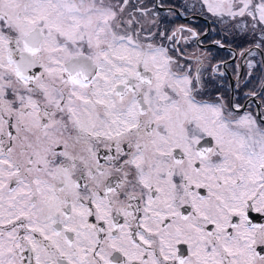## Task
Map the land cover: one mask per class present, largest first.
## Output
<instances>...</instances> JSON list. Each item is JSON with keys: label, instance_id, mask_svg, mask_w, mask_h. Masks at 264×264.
Segmentation results:
<instances>
[{"label": "snow or ice", "instance_id": "1", "mask_svg": "<svg viewBox=\"0 0 264 264\" xmlns=\"http://www.w3.org/2000/svg\"><path fill=\"white\" fill-rule=\"evenodd\" d=\"M200 4L235 84L148 0H0V264H264V0Z\"/></svg>", "mask_w": 264, "mask_h": 264}, {"label": "flooded vegetation", "instance_id": "2", "mask_svg": "<svg viewBox=\"0 0 264 264\" xmlns=\"http://www.w3.org/2000/svg\"><path fill=\"white\" fill-rule=\"evenodd\" d=\"M158 1V5L159 6H164L166 7L165 10H162L160 8L155 9V14L162 20L165 21V23L162 25V27L167 28L169 31L175 30L177 28H180L181 26H183L185 29L191 28L193 29L195 32L199 31V27L200 26H196L195 22L197 20L201 21L202 23L205 24V29L203 31H199V35L197 38H193L194 39V44L195 46H197L198 48L202 49L203 52L201 53V55L199 56H194V55H188L186 53H184L186 56L195 58V57H201L203 59H205V62H208V59H211V63L213 65L215 64H220V71L221 72H226L225 78H224V82L225 84L229 83V76H228V72L231 74V76L235 77V73L233 72V68H235L236 64L242 63V59L238 56L239 53V48H237V45H235L236 43H233L232 38H228L226 39L225 35L221 36L218 34V32L215 33V35L212 34V23L210 21L209 18L203 16L202 14H199L200 16L204 17L205 19H207L209 21V24L202 18H198V17H189L187 19H182L181 16H187L190 14H198V13H188L185 14V11L182 8H179V6L177 5V1L176 0H157ZM149 3V7H152V4L155 3L156 4V0H148ZM169 5H172L175 11V14H173L172 11H169ZM175 9H179L181 12V15H179L178 11H176ZM178 17L180 18V22H178ZM209 26V27H208ZM208 27V29H207ZM187 32V31H185ZM183 34V33H182ZM178 35L177 39L180 41V43L178 44V47L181 48L182 50H184L187 47H183V43H184V38H186L184 35ZM189 38V36L187 37ZM224 40H231V44L229 43V41H227V43H225ZM215 41H221L224 44V47L221 48L219 47ZM239 41V40H238ZM192 44V40L190 38V45ZM214 48V47H218L220 49H224L227 50L229 52V54L227 56L222 55L221 57L217 58V59H213V55L212 53H210V48ZM194 56V57H193ZM231 59V60H230ZM223 61H227L228 62V68L225 69L223 66ZM246 71V69H245ZM247 79V78H246ZM237 83V81L234 79L233 84ZM257 87V84L255 81H253L251 84L248 85V88H254ZM245 91H247L248 89H244ZM253 108H255V105H252Z\"/></svg>", "mask_w": 264, "mask_h": 264}, {"label": "rangeland", "instance_id": "3", "mask_svg": "<svg viewBox=\"0 0 264 264\" xmlns=\"http://www.w3.org/2000/svg\"><path fill=\"white\" fill-rule=\"evenodd\" d=\"M176 1H177V5L179 6V8H182L185 11V14H188V13H198V14H202L203 16L209 18L210 21H211V23H212L211 29H212V34L213 35H215V33L218 32V34L221 35V36H224L225 35V36H228V37L232 38L227 33L222 32L220 30V26L219 25L214 24L212 22V18L210 16V14L206 13V11L201 10L200 0H176ZM186 4L187 5H190V6L191 5H194V8L193 7H189L188 10L186 11L185 10V7L183 6V5H186ZM178 19H180V18L178 17ZM197 33H199V31ZM182 35H184L186 38L189 36V38L187 40V43H185V41L183 43V47H187V48H185L183 50V52L186 53V54H188V55H194V56H196V55L198 56L199 55L200 56L201 53L203 52V50L200 49V48H198L197 46H195L194 39L191 38V34L189 32H183ZM190 38L192 40V44L191 45H190ZM236 42H240L242 44V46H246L244 44V42L241 41V40L240 41L236 40ZM238 50L240 51V49H238Z\"/></svg>", "mask_w": 264, "mask_h": 264}, {"label": "trees", "instance_id": "4", "mask_svg": "<svg viewBox=\"0 0 264 264\" xmlns=\"http://www.w3.org/2000/svg\"><path fill=\"white\" fill-rule=\"evenodd\" d=\"M178 22H180V19H178ZM195 25L196 26H200L199 27V31H203L204 29H205V24L204 23H202L201 21H199V20H197L196 22H195ZM226 39H228V38H230V37H228V36H226L225 37ZM232 40H233V38H232ZM225 41V43H227V41H229V43L231 44V40H224ZM240 41V40H239ZM236 43V40H233V43ZM238 44H240V45H242L240 42H237L235 45H238ZM210 50V53H212V55H213V59L215 58V59H217V58H219V57H221L222 55H225V56H227L228 54H229V52L227 51V50H224V49H220V48H218V47H212V48H210L209 49Z\"/></svg>", "mask_w": 264, "mask_h": 264}, {"label": "water", "instance_id": "5", "mask_svg": "<svg viewBox=\"0 0 264 264\" xmlns=\"http://www.w3.org/2000/svg\"><path fill=\"white\" fill-rule=\"evenodd\" d=\"M156 4L158 5V1L156 0ZM159 8L160 9H162V10H165L166 9V7H164V6H159ZM176 11H178V13H179V15H181V12H180V10L179 9H175ZM182 17V19H187V18H189V17H198V18H202V19H204L208 24H209V21L207 20V19H205L204 17H202V16H200L199 14H190V15H187V16H181ZM209 27V26H208ZM208 27H207V29H208ZM231 60V59H230ZM228 76H229V81L231 82V83H233V81H234V79H233V77L231 76V74L228 72Z\"/></svg>", "mask_w": 264, "mask_h": 264}]
</instances>
